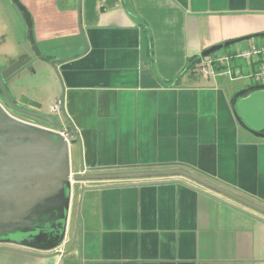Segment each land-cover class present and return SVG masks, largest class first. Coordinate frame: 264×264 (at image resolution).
<instances>
[{"label":"crops","instance_id":"crops-1","mask_svg":"<svg viewBox=\"0 0 264 264\" xmlns=\"http://www.w3.org/2000/svg\"><path fill=\"white\" fill-rule=\"evenodd\" d=\"M19 1L53 62L50 83L28 94L42 117L27 119L76 131L72 175L182 167L264 206V83L250 77L258 57L233 56L264 44V0ZM247 36L214 52L230 58L213 75L195 71L205 49ZM27 38L3 31L12 50L0 57L39 58L18 49ZM0 264H264V214L182 176L72 182L62 243L0 245Z\"/></svg>","mask_w":264,"mask_h":264},{"label":"water","instance_id":"water-1","mask_svg":"<svg viewBox=\"0 0 264 264\" xmlns=\"http://www.w3.org/2000/svg\"><path fill=\"white\" fill-rule=\"evenodd\" d=\"M13 2L23 13L27 24L28 38L23 43L25 51L30 56L51 61L48 56L41 53L34 41L30 14L19 0H13ZM248 38L251 36L213 45L205 49L202 56ZM28 62L27 58L19 59L6 67L1 72L0 85L3 79ZM141 78L143 86L158 85L148 69L141 70ZM254 87L256 86L242 92ZM237 96L238 94L231 99L232 104ZM5 101L20 113L42 117L28 109H39L40 105L33 100L22 96L15 103L11 100ZM74 134L76 131L72 130L64 136L56 129L21 120L10 114L0 102V245L5 247L12 245L38 251H50L57 248L66 233L72 182L182 176L264 214V206L182 167L101 171L72 175L69 145L77 140L71 139ZM80 172H83L82 165ZM135 184L140 183H122L113 186ZM106 186L112 185L82 184L81 190Z\"/></svg>","mask_w":264,"mask_h":264},{"label":"rangeland","instance_id":"rangeland-1","mask_svg":"<svg viewBox=\"0 0 264 264\" xmlns=\"http://www.w3.org/2000/svg\"><path fill=\"white\" fill-rule=\"evenodd\" d=\"M3 0H0V35L4 31L7 35H11L12 32L17 33V36L20 35L22 31H26L27 33V24L25 19L23 18L22 13L19 11V9L15 6V4L12 2V0H9V6L6 5V3H3ZM5 4V5H4ZM25 41V40H24ZM24 41H21L17 47L18 49L23 47ZM14 48V47H13ZM225 48V47H223ZM222 48V49H223ZM7 50H12V49H6V48H1L0 47V53L6 52ZM221 50V49H220ZM0 62L2 64H6V67L12 65L13 61H9L8 58L6 57H0ZM0 64V68L2 66ZM51 65L47 61L36 58L35 60H31L29 63L24 64L21 66L19 69L20 71L16 70L15 74L13 73L12 75H9L6 79L2 80V85H0V102L4 105L6 110L12 114L13 116L21 119L28 121V117L25 115L18 114L16 112L11 111L6 105H9L5 100H11L13 101L15 95L12 93L14 86H21L22 93L18 96L17 99L20 97H26L30 100H32L28 94L29 92L32 91V89H38L41 87H45V85L50 83V68ZM34 69V70H33ZM52 72L53 75L58 77L57 71L55 68L52 66ZM37 77V84L32 83L29 81L33 78ZM52 77V76H51ZM59 79V77H58ZM29 80V81H28ZM247 81L250 82L248 79ZM4 101V102H3ZM39 104V103H38ZM41 113L43 114H49V107L43 106L40 108Z\"/></svg>","mask_w":264,"mask_h":264},{"label":"built area","instance_id":"built-area-1","mask_svg":"<svg viewBox=\"0 0 264 264\" xmlns=\"http://www.w3.org/2000/svg\"><path fill=\"white\" fill-rule=\"evenodd\" d=\"M233 56L242 58L246 61L252 60L253 56L258 57L259 60L258 69L255 72L251 73L250 77L256 83H264V44L260 46L252 45L240 51L239 53H235ZM229 58L230 56L223 53L221 54L212 53L207 56H202L199 58V61L195 65V71L204 77H208L214 74L215 65L218 62H223L224 60L227 61ZM62 105H63L62 100L61 99L57 100L55 104H53L50 107L51 111L53 113L58 112V110ZM58 131L62 133L64 136H66L67 134V131L64 130H58Z\"/></svg>","mask_w":264,"mask_h":264},{"label":"flooded vegetation","instance_id":"flooded-vegetation-1","mask_svg":"<svg viewBox=\"0 0 264 264\" xmlns=\"http://www.w3.org/2000/svg\"><path fill=\"white\" fill-rule=\"evenodd\" d=\"M6 68V67H5ZM5 68H0V75H1V72L5 69ZM4 102V101H3ZM11 111H13V112H16V113H18V114H21V115H25V114H23V113H20V112H18V111H16V110H14L13 108H11V106L10 105H6ZM25 116H27V115H25Z\"/></svg>","mask_w":264,"mask_h":264},{"label":"trees","instance_id":"trees-1","mask_svg":"<svg viewBox=\"0 0 264 264\" xmlns=\"http://www.w3.org/2000/svg\"><path fill=\"white\" fill-rule=\"evenodd\" d=\"M198 61H199V59L194 60L193 63H192V65H193V64L196 65V63H197ZM192 65H191V66H192ZM256 86H264V85H256Z\"/></svg>","mask_w":264,"mask_h":264}]
</instances>
